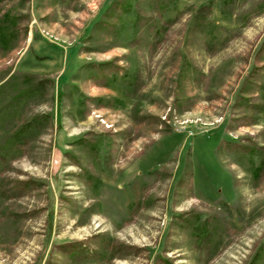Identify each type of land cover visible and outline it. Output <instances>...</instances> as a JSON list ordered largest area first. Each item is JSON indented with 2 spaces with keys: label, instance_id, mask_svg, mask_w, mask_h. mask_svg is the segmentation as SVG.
Here are the masks:
<instances>
[{
  "label": "rangeland",
  "instance_id": "1",
  "mask_svg": "<svg viewBox=\"0 0 264 264\" xmlns=\"http://www.w3.org/2000/svg\"><path fill=\"white\" fill-rule=\"evenodd\" d=\"M0 264H264V0H0Z\"/></svg>",
  "mask_w": 264,
  "mask_h": 264
},
{
  "label": "trees",
  "instance_id": "2",
  "mask_svg": "<svg viewBox=\"0 0 264 264\" xmlns=\"http://www.w3.org/2000/svg\"><path fill=\"white\" fill-rule=\"evenodd\" d=\"M29 124H31V123L28 122L27 125H29ZM19 132L20 133H23L24 132V129L22 128ZM15 190H18V188L15 189ZM68 251L71 252V253H73V254H83L85 252V249H84V247H81L79 245L72 244L68 248Z\"/></svg>",
  "mask_w": 264,
  "mask_h": 264
}]
</instances>
